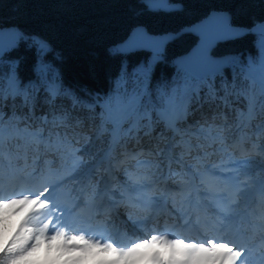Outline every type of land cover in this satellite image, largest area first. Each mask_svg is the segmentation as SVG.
Listing matches in <instances>:
<instances>
[{"label":"trees","instance_id":"trees-1","mask_svg":"<svg viewBox=\"0 0 264 264\" xmlns=\"http://www.w3.org/2000/svg\"><path fill=\"white\" fill-rule=\"evenodd\" d=\"M170 2L179 3L181 9L149 11L142 0H0V27L15 26L16 34L23 37L18 41L17 48L6 49L0 54V77L15 67L23 84L31 82L35 85L30 94L35 97L37 117H66L59 128L50 125L45 129L44 142L22 134L13 135L19 123L11 118L13 112L19 115L26 109L20 106L19 98L14 102L9 100L2 109L4 178L17 176L28 183L33 182V192L44 183L57 185L54 191L50 189L49 198L54 195V198L63 199L73 198L76 191L70 183L71 177L82 174L88 191L86 203L94 201L96 189L109 178L103 156L112 143V122L102 101L114 94L124 66L131 72L135 65L150 55L143 52L130 55L117 53L114 51L117 44L138 25L154 34L175 32L199 21L213 10L229 12L231 24L239 27L253 26L264 20V0ZM37 41L47 44L45 51L39 50ZM195 42L194 35L183 34L163 48L150 84L153 93L158 86H166L169 91L175 86L173 81L178 66L175 58L188 51ZM214 54H230L242 62L257 55L252 36L223 43L214 50ZM40 64L46 69L43 73L36 70ZM224 76L227 90L231 93L227 101L223 99L225 92L218 78L219 98L215 104L209 107L203 100L201 104H189L187 115L175 121V131L167 127L164 120L158 119L155 113L151 122L130 118L120 123L110 156V164L118 166L114 169V192H122L121 183L127 179L125 170L134 177L148 176L149 173H155L150 179L163 176L160 184L149 191L163 188L168 183L177 188L179 196H183L189 187L190 170L195 173L197 182L200 183L203 177L207 188L214 192L223 185L219 182L220 178L213 174L217 165H223V171L227 170L225 167H231L233 173L236 171L235 162L247 160L245 169L252 174L257 172L259 178L264 177V160L259 155L251 150L240 155L229 144L231 139L236 138L251 149L264 146V136L258 131L259 126L264 124V114L255 102L259 98L260 84L257 79L253 82L243 76L233 77L231 69H225ZM49 84L59 90L55 97L45 90ZM205 91L199 93L201 97ZM153 101H156L155 95ZM250 109L253 110L251 116ZM209 125H214L216 130L223 128V142L212 143L205 139L206 134L199 133V129H207ZM38 126V121L31 122V128ZM19 127L23 128L24 124L19 123ZM49 130L60 133V142L49 143ZM185 141L200 147L189 152ZM165 150L171 151L172 157L180 158L179 162L165 159L162 168L157 169L153 165L160 162L159 154L162 151L165 153ZM23 151L27 163L22 158L19 168L10 169L8 157L17 154L24 157ZM17 218V214H9L6 230L0 224V244L18 228L15 225ZM56 255L53 251L46 256V246L42 245L35 258L44 262Z\"/></svg>","mask_w":264,"mask_h":264},{"label":"snow or ice","instance_id":"snow-or-ice-1","mask_svg":"<svg viewBox=\"0 0 264 264\" xmlns=\"http://www.w3.org/2000/svg\"><path fill=\"white\" fill-rule=\"evenodd\" d=\"M146 7L153 11H162L168 10L171 6L165 0H149ZM196 31L199 42L192 54L179 62L176 79L173 81L175 86L170 91L166 86H158L153 93L150 84L164 45L171 37L152 35L144 28L137 27L127 40L114 50L121 54L143 51L150 55L135 65L131 72L127 66L122 68L117 89L105 102L106 115L112 123L119 127L121 122L130 118L137 121L148 119L151 122V116L155 113L158 119L166 121L167 126L173 129L175 124V120L171 118L173 113L183 118L187 115L188 105L191 103L201 104L203 100L209 107L215 104L219 98L216 85L218 78L222 81L221 86L225 92L223 99L227 101V96L231 93L227 90L225 69H231L233 77L243 76L244 79H252L253 82L258 69L260 92L255 102L259 104L261 113L264 114V23L234 27L226 17H213ZM247 36L253 37L256 57H250L242 62L238 57L231 55H213L219 45ZM22 39V36H15L10 46L14 47ZM36 43L41 52L46 50L47 44L44 41ZM4 51L5 46L0 44V54ZM36 70L39 73L46 71L42 64L38 65ZM33 89L35 85L31 82L27 85L21 82L15 67L0 77V224L4 225L6 230L9 214L22 216L14 234L0 244V264H58V262L86 264L89 260L94 264H250L248 256L253 250L250 247L252 244L256 245V250L260 253L259 264H264V180H261L259 191L254 197L249 183L241 180V176L246 174L247 160L235 162L233 166L236 171L224 177L226 186L220 193L210 191L203 177L200 178L204 194L218 202V215L223 221L221 229L237 233L235 237L229 236L228 239L222 237L208 239L207 246L203 242L186 243L181 238L170 239V234L166 230L163 234H152L150 238L140 241H129V245L116 246V242L110 237L95 238V233L85 235L86 230L72 227L63 222L62 217L58 218L55 224H52L50 218L45 222L41 217L48 215L44 210L50 206L49 187H45L37 194L18 193L5 197L3 195L5 128L2 109L7 102L9 100L14 102L19 98L20 106L26 109L19 115L13 112L11 118L24 124V127L20 128L18 123L13 135L22 134L44 142L45 129L50 125L52 128H59L66 119L63 115H52L51 119L47 115L37 117L34 111L35 97L30 94ZM205 89L201 97L199 93ZM45 90L51 97H55L59 92L52 84ZM153 95L156 98L155 102ZM252 114L253 110L250 109L249 116ZM35 121L39 122V126L31 128V122ZM258 131L264 136V124L259 126ZM199 133L206 134L205 139L212 143L224 140L223 128L216 130L214 125H209L207 129H199ZM60 138L59 132L49 130L47 138L49 143H58ZM184 144L189 152L200 147L190 141H185ZM260 150L264 153V146ZM159 155L160 162L153 165L157 169L162 168L165 159H174L177 162L180 159L167 157L163 151ZM22 158L26 164V157L19 154L14 157L10 155L8 157L10 169L19 168ZM125 175L127 177L124 183L125 192L120 194L118 201H111L114 206L120 203H142L147 197L141 198L140 193L145 189H152L163 179V176L150 179L155 173L134 177L127 170ZM52 190L54 191V187ZM157 191L164 192L166 189L159 188ZM102 240L104 242H101ZM42 245L46 246V256L55 251L57 255L54 259L41 262L35 258ZM64 257L67 259H62Z\"/></svg>","mask_w":264,"mask_h":264},{"label":"rangeland","instance_id":"rangeland-1","mask_svg":"<svg viewBox=\"0 0 264 264\" xmlns=\"http://www.w3.org/2000/svg\"><path fill=\"white\" fill-rule=\"evenodd\" d=\"M255 78H258V69L254 74ZM106 102V101H105ZM105 102L102 101V103L105 106ZM119 127L116 128V125L112 123V143L111 147H113V142L116 141L117 139V134H118ZM95 133V130H93ZM94 138V137H92ZM236 138H233L231 140H235ZM240 141L242 144H245L242 140H239L238 143L240 144ZM246 145V144H245ZM109 148V149H110ZM234 148L241 154L245 155L248 152H253L259 155L260 158H263L264 160V153L261 152V146H255L253 149L245 146V148H238L236 145ZM108 149V150H109ZM251 150V151H250ZM24 157H25V152L23 151ZM165 154L167 157H172L171 156V151L168 152V150H165ZM105 162H108V152L103 156ZM169 161L171 159H168ZM107 171L109 172V176L111 178H114L113 176L115 175L114 173V166L112 165H105ZM116 168V167H115ZM264 169V167H263ZM91 170V169H89ZM113 170V176H111V171ZM246 174L241 176V179L243 181H247L249 183L250 188H252L256 182H258V186L253 189V191L256 192V190L260 187V182L261 180H264V177L259 178L257 175L258 173H250L249 170L245 169ZM89 175V173H88ZM84 176L82 174H78L75 176L71 177V184L76 193L74 194L75 202H70L68 199L58 201V200H52L54 198H49V208L45 209L44 212L48 214L46 217L42 216L41 218L47 222V220L50 218L52 221V224H55L57 219L62 217L63 222L71 225L74 228L77 229H82L86 230L85 235L88 233H95L96 237L99 238L101 236L103 237H110L112 241L116 242V246H122V245H129V241H140L145 238H150L152 234H163L164 233V228L166 227H174V224H172V220L175 216V220L180 221V227L184 228L186 226V221L191 217L192 212L191 204L195 201L196 205L195 207L200 208V212L194 215L195 219H198L201 215L204 216V219L206 221H210L213 228L216 229H221V223H223L221 217L218 215V210H217V205L218 202H215V204H210L208 201H204L203 198L206 196L202 190H199L201 194L195 193L194 197L195 200L192 201V197L190 199V195L193 194L192 190V185L191 189L189 190V193L187 194L188 197L186 200L181 202V198L178 196V202L177 204H172L169 203L166 204V201L164 199L157 200V198H160L159 196L157 198H151L150 191L147 189L144 190L142 193H140V197H147V199H144L142 203H133V206H130L128 210L126 209H121L119 207H115L111 201H115L118 199L121 193L125 192L124 189V183H123V191L121 193H116L113 191L114 188V179L113 181L105 180L104 184L96 189V192L94 194V201L90 202L88 201L86 204V200L88 199V191L85 187L86 183L82 180ZM12 179H16L15 181H18L20 184L17 182L12 183ZM11 180V181H10ZM34 186V183L24 180L23 178L19 177H9L4 179L3 182V195L5 197H8L10 195L18 194V193H31L29 192ZM48 184L45 186L47 187ZM198 187L199 185H195ZM45 187L40 189V187L37 188L35 193L32 194H37L41 192ZM101 188V189H100ZM259 191V190H258ZM257 191V193H258ZM157 194L164 195L163 192L161 191H156ZM185 193V192H184ZM255 193V194H257ZM100 195H104V198L98 199ZM203 196V198L201 197ZM255 197V195H254ZM190 200V201H189ZM205 202V203H204ZM100 203H105L106 206L111 207L112 212L109 214L104 215L103 217L99 219H95V214H94V207L100 206ZM157 204L158 206L165 205L169 206L168 208H171V210L174 213L173 218L171 219L170 222L168 223H156V228L159 229H150V230H145L146 226H148V222L150 219V212L147 211V207H150V204ZM199 204V205H198ZM136 205V206H135ZM143 206V208H139V206ZM202 206V207H200ZM145 208V209H144ZM126 210L125 216H122L121 214L123 211ZM60 212V214H59ZM191 212V213H190ZM18 218L16 219L15 225L19 226V223L22 219V216L20 214H17ZM135 218H139V220H135ZM131 220V222H130ZM160 223V224H159ZM52 224H50V230L52 227ZM195 225V228L199 227L198 222L193 223ZM123 225V226H121ZM192 227V225L190 226ZM119 228V229H118ZM120 231V232H117ZM51 234V232H50ZM70 234H78V233H70ZM211 236L213 235H208V234H202L201 233H193V236L190 234H180L178 231L175 233L173 232L170 234L169 238H181L184 239L185 242H196V243H205L207 246V240L208 239H213ZM220 237V236H219ZM215 238H218L217 236ZM101 242H104L103 240ZM111 258V257H108ZM86 264H94L93 261L89 260L86 261ZM251 264V263H250Z\"/></svg>","mask_w":264,"mask_h":264},{"label":"bare ground","instance_id":"bare-ground-1","mask_svg":"<svg viewBox=\"0 0 264 264\" xmlns=\"http://www.w3.org/2000/svg\"><path fill=\"white\" fill-rule=\"evenodd\" d=\"M116 128H118V127L116 126ZM238 141H239L238 139L233 140V142L236 145H238L240 148H245V145H243L241 143L239 144ZM12 180L13 181L10 180L12 183L17 182L18 184H20L18 181H15L16 179H12ZM256 186H258V182H256V184L251 188V190H252L254 195L258 191V190H256V192L253 191V189L256 188ZM166 195H167L166 196V200H168L169 196H171V198H172V193H171L170 190L166 191ZM103 196L104 195H100L98 197V199L104 198ZM119 199H120V196L115 201H118ZM170 202H175V197L172 198ZM168 203H169V200H168ZM133 205H134L133 203H120L118 205H115V207H119L121 209L128 210V208L130 206H133ZM168 207L169 206H166V205L164 206L163 205L160 208H157V204H152L151 203L150 207H147V211H149L150 215H151L150 216V221L148 222V226L147 227L148 228H151V227L156 228L155 226H156L157 222H160V223H168V222H170L171 219L174 216V213L171 210V208H168ZM200 207H202V206H200ZM139 208H143V206L140 205ZM126 210L123 211V213L121 214L122 216H125L124 212ZM111 212H112L111 207L106 206L105 203H100V206L94 207L95 219H99V218L103 217L104 215L109 214ZM191 212H192V215L186 221V226L184 228L180 227V221L175 220V216H174V218L172 220V222H174V223H172V224H174V231H178L182 235L187 233V234H190L191 236H193V232H201V235L202 234L213 235V236H211L212 238H215L216 236L217 237L220 236L223 239H228L229 236L235 237L237 235V233H235V232H226L223 229L213 228L211 222L209 220L206 221L204 219L203 215H201L198 219H195L194 215L197 214L198 212H200V208L199 207H192L191 208ZM194 222H198L199 223V227L198 228H195V225L193 224ZM191 225H192V227H190ZM121 226H123V225H121ZM117 232H120V231H117ZM254 246H255V252L252 253V255L248 256L249 262H251L252 264H259L260 253H259V251L256 250V245L255 244H254Z\"/></svg>","mask_w":264,"mask_h":264},{"label":"water","instance_id":"water-1","mask_svg":"<svg viewBox=\"0 0 264 264\" xmlns=\"http://www.w3.org/2000/svg\"><path fill=\"white\" fill-rule=\"evenodd\" d=\"M165 2L167 4H169L171 7L168 10H162V11L170 12V11H176V10H180L181 9V5L179 3L170 2V0H165ZM142 3L146 6L149 3V0H142ZM146 8L149 11H153V10L149 9L148 7H146ZM213 17H226L230 21V23H231V15H230L229 12H227V11H219V10H213L208 15H206L205 17H203L202 19H200L199 21H197L195 23H192L190 25H187V26H185V27H183L180 30L175 31V32L170 31V32L161 33V34H154V33H150L144 26L138 25V26L134 27L130 31V33L127 35V37L123 41H121V42H119L117 44V48H119L127 40V38L129 37V35L137 27L144 28L146 31H148L152 35H156V36H169V37H171V38L167 39L164 47L169 42H171L173 39H175L177 37H180L183 34H192V35H194L196 37V42L193 44V46L188 51H186V52L178 55L175 58V63L178 65L179 62L182 59H184V58H186V57H188V56H190L192 54L193 49L198 44V42H199V36H198V33H197L196 29L199 26H201L205 21H207V20H209V19H211ZM259 23H264V20L263 21H260V22H258L256 24H259ZM234 27H239V26H234ZM15 36H17V34H16V27L15 26L0 27V44H3L5 46V50L6 49H10L11 50V49L17 48L18 42L16 43V45L14 47L10 46L11 45V42H12V40H13V38ZM141 52H143V51H141ZM143 53H148V52H143ZM131 54H133V53H131ZM125 55H130V54H125ZM213 55H215V56H222V55H216L214 53H213ZM223 55H230V54H223ZM45 186H46V184H43L42 187H45Z\"/></svg>","mask_w":264,"mask_h":264}]
</instances>
